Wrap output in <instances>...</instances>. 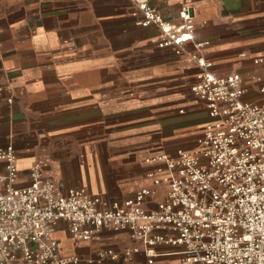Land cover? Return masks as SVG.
I'll list each match as a JSON object with an SVG mask.
<instances>
[{
	"label": "crops",
	"instance_id": "0c3cea01",
	"mask_svg": "<svg viewBox=\"0 0 264 264\" xmlns=\"http://www.w3.org/2000/svg\"><path fill=\"white\" fill-rule=\"evenodd\" d=\"M148 1L172 22L191 4L195 38L208 42L200 52L213 71L239 72L249 87L244 98L257 96L250 80L264 75V64L252 61L264 54V0ZM133 10L132 0H0V146L15 149L18 185L39 162L46 176L84 186L106 205L142 187L151 190L150 208L165 198L163 164L152 158L194 149L210 118L189 89L197 66L156 46L159 28L135 24ZM54 235L63 254L85 257L143 247L128 232L106 229L75 241L62 220ZM181 249L158 243L152 262L141 249L102 264H175Z\"/></svg>",
	"mask_w": 264,
	"mask_h": 264
},
{
	"label": "built area",
	"instance_id": "2783aa9c",
	"mask_svg": "<svg viewBox=\"0 0 264 264\" xmlns=\"http://www.w3.org/2000/svg\"><path fill=\"white\" fill-rule=\"evenodd\" d=\"M132 2L135 24L159 28L156 46L187 55L198 68L189 89L203 97L210 119L196 147L152 158L162 162L157 170L168 190L150 208L146 187L106 205L84 186L64 187L46 176L39 162L28 168V182L18 185L15 149L0 146V264H102L141 249L152 262L158 243L182 246L175 264H264V75L251 76L257 96L245 99L249 87L241 74H216L200 52L208 42L195 38L191 4L172 22L148 0ZM252 61L264 64V54ZM60 220L75 241L97 238L106 229L128 232L143 247L100 249L94 257L63 254L54 235Z\"/></svg>",
	"mask_w": 264,
	"mask_h": 264
}]
</instances>
